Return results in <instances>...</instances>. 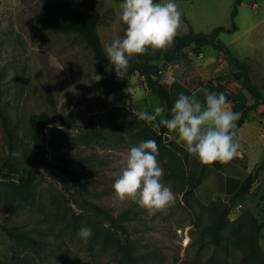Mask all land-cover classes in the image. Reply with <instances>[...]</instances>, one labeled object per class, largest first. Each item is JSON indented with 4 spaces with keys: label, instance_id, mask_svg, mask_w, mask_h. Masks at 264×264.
I'll return each instance as SVG.
<instances>
[{
    "label": "rangeland",
    "instance_id": "374dc122",
    "mask_svg": "<svg viewBox=\"0 0 264 264\" xmlns=\"http://www.w3.org/2000/svg\"><path fill=\"white\" fill-rule=\"evenodd\" d=\"M76 2L85 11L98 7L103 11L105 19L98 31L104 45L124 35L126 25L112 6L98 0ZM199 2L208 3L210 22L216 20L228 28L236 24L237 29L223 31L219 37L231 42L227 44L233 51L241 50L234 51L239 57L246 59L243 49L252 56L255 51L247 45L253 40L261 41V54L249 63L252 78L264 95V0H243L234 19L229 0ZM42 6L43 0H0V223L12 227L15 233L10 235L0 228V264H127L116 246L93 229V219L104 220L106 226L125 237L121 227L112 225L104 212L118 217L117 223L127 227L135 264H240L242 254L232 243L231 231L225 232L220 245L211 242L206 230L211 222L208 211L193 200L187 203L176 182L165 175L164 183L177 198L167 215H149L138 204L121 201L115 195L116 177L112 173L122 171L128 150L141 141L129 133L128 124L135 114L151 113L154 107L163 106L162 101L139 71L125 87L108 99L101 98L98 63L87 40L77 33L54 31L39 22ZM205 22L204 31L213 30V25ZM155 61L162 67V82L173 88L176 99L183 92L201 101L194 91L204 85L205 89L208 86L240 95L237 108L231 111L239 113L244 105L254 103V97L235 80L236 69L224 52L212 46L199 54L186 48L173 62H165L163 57ZM108 66L116 76L109 61ZM49 91L55 107L50 103ZM75 106L83 114L78 124L68 129L60 119ZM42 111H47L53 122L44 132V147L39 148L32 137L30 117ZM248 116L246 122L250 125L238 133L242 160L220 169L223 181L215 175V168L208 171L196 188L204 203L216 198L229 200L234 188L264 162V105L250 110ZM6 124L14 134L12 156L17 167L37 177L33 184L35 195L29 199L15 194L8 184L19 179L7 173L5 167L11 154ZM165 136L167 141L182 142L172 132ZM60 165L72 175L61 170ZM225 174L230 175L227 185ZM259 178L239 204L242 211H250L262 220L264 168ZM82 226L93 230L87 245L78 236ZM261 240L264 249V227Z\"/></svg>",
    "mask_w": 264,
    "mask_h": 264
},
{
    "label": "trees",
    "instance_id": "16d2710c",
    "mask_svg": "<svg viewBox=\"0 0 264 264\" xmlns=\"http://www.w3.org/2000/svg\"><path fill=\"white\" fill-rule=\"evenodd\" d=\"M243 0H234L231 16L234 19L238 14L239 7ZM37 20L46 24L57 32L77 33L83 36L91 49L95 53L98 63V72L101 76L100 96L108 99L111 94L125 87L131 80V77L139 71L149 87L158 93L162 104L165 108V116L170 118V110L176 100L173 88L162 82V67L155 60L163 57L165 62H173L179 58L180 54L186 48H192L196 54L201 53L207 46H212L217 50L224 52L230 63L235 67L236 71L233 76L235 80L241 82V86L248 90L250 95L254 97L252 105H244L239 111L240 119L237 121L238 133L240 127L249 119V111L256 109L259 105H264V95L261 87L254 81L251 74L250 63L239 57L229 45L223 41L219 35L223 31H232L237 29L236 24L232 28H226L223 25H217L213 30L207 32L203 30H195L192 26L188 32L179 34L175 40V46L170 48L167 53L149 54L139 57L138 60L131 63L128 74L124 79H118L113 76L108 66V59L105 52L103 39L98 31V26L104 22L103 13L99 8H93L91 11H85L72 0H43V6L37 16ZM50 103L56 106V101L51 91ZM208 93L205 88L200 87L196 90V94L202 102L205 100V94ZM233 101H236V94L230 93ZM82 111L78 107H73L68 113L60 119V124L68 129L75 127L82 117ZM139 114H135L128 124L129 133L142 140H155L159 146V158L166 168L165 177L176 182V188L183 193L184 200L190 203L191 200L197 202L199 206L208 211L211 222L207 225L206 230L209 234L210 241L216 246L222 243V239L226 231H231L233 238L232 243L241 251L240 264H264V249L260 242L261 230L264 227V219L259 220L252 212L242 211L238 216L234 217L231 213V207L239 204V199L244 198L253 188L254 183L258 180L264 162L258 164L255 171L251 172L231 194L229 200L222 198L212 199L208 203H204L199 198L196 188L201 185L208 171L216 170V174L223 181L224 175L220 169L224 166L216 163L213 166H205L200 161L190 155L185 148L183 142L173 139L167 141L165 133L168 132L163 125L160 129L149 125L145 121L138 118ZM53 122L52 116L47 111L34 113L30 117V128L32 137L37 147H44L43 135L46 128ZM8 134L11 140V154L5 161L7 173L14 174L19 181H8L10 189L25 199H29L35 195L33 184L37 179L36 175L31 171L24 173L17 167L12 156L14 151V134L8 127ZM239 135V134H238ZM240 138V137H239ZM241 141V138H240ZM242 142V141H241ZM242 160L239 156L233 161ZM61 167L65 173L72 175V172L66 167ZM98 209H101L100 207ZM104 215L110 220L112 225L118 224L125 237H122L118 230L112 229V226H106L104 220L96 221L93 219L91 224L94 231L107 242L116 246L118 252L122 253L127 264H135V255L130 237L127 235L128 230L124 224H119L118 217L104 212ZM0 228L6 230L10 235H14V230L3 223ZM205 243V242H204ZM203 243V244H204Z\"/></svg>",
    "mask_w": 264,
    "mask_h": 264
},
{
    "label": "clouds",
    "instance_id": "9594fccd",
    "mask_svg": "<svg viewBox=\"0 0 264 264\" xmlns=\"http://www.w3.org/2000/svg\"><path fill=\"white\" fill-rule=\"evenodd\" d=\"M120 20L126 29L122 37L105 45L107 59L114 67L118 79H124L131 62L138 57L165 54L175 46L182 27V12L175 0H123ZM230 101L223 92L205 94L204 102L181 92L165 116L163 106L151 113L142 111L139 119L149 125H163L178 136L186 151L201 164L227 165L239 157L241 141L237 121L240 113L229 109ZM159 157L155 140H142L132 146L126 155L122 171L115 176L113 188L121 200H130L145 209L149 215H167L175 207L177 198L164 183L165 169ZM93 235L91 227L82 226L78 236L87 245Z\"/></svg>",
    "mask_w": 264,
    "mask_h": 264
},
{
    "label": "crops",
    "instance_id": "0c3cea01",
    "mask_svg": "<svg viewBox=\"0 0 264 264\" xmlns=\"http://www.w3.org/2000/svg\"><path fill=\"white\" fill-rule=\"evenodd\" d=\"M72 1L76 2V0H72ZM98 2L99 3L101 2V4L103 3L105 5L112 6L114 11H115V14L116 13L120 14V11H121L120 4L123 2V0H98ZM155 2L159 3V2H161V0H155ZM175 2L180 5V10L182 12V27L180 29L179 34H183V33L188 32L190 29V26H192L195 30H203L204 31V29H205L204 22L205 21L207 22V24L213 25V27H215L217 25H222V24H219L216 20H213L210 22L209 5L207 2H201L200 3L199 0H175ZM233 4H234V0H229V2H228V5H230L229 9H231V7L233 8ZM101 12L103 13L102 10H101ZM115 14H113V15H115ZM262 15H263L262 19L264 21V13ZM103 18L105 19L104 13H103ZM206 22H205V25H206ZM226 28H228V27H226ZM236 39H237V37L235 38V40ZM253 42H251V43H249V45H247V46H250L255 51V53L252 52V56H249L247 54V51H245L243 49V53H244L243 57H245L248 62L255 59V56L260 55L262 52L260 50L261 41L253 40ZM228 44L231 45V42ZM234 51L237 52V51H241V50L235 49ZM249 57H251V58H249ZM200 87L204 88V85L200 86ZM205 87L207 88L205 90L208 93L209 92L221 93L218 90L208 88V86H205ZM196 90L194 91V95H196ZM223 93L226 94L228 100L230 101L229 109L235 110L237 108L236 106L238 104V99L240 98V95H238V96L236 95L237 101H233L230 93H225V92H223ZM247 125H250V124L248 122H244L243 125L240 127L239 132ZM262 126L264 127V124H262ZM225 175H226V182L225 183L227 185L229 180H230V175L229 174H225ZM259 181H260V178H258V180L254 183V185H256ZM234 189H236V188H234ZM260 242L262 245L261 234H260Z\"/></svg>",
    "mask_w": 264,
    "mask_h": 264
},
{
    "label": "built area",
    "instance_id": "2783aa9c",
    "mask_svg": "<svg viewBox=\"0 0 264 264\" xmlns=\"http://www.w3.org/2000/svg\"><path fill=\"white\" fill-rule=\"evenodd\" d=\"M161 73L163 72V70L160 71ZM242 205L241 204H238V205H235V206H232L231 207V213H234V214H238V213H241L242 212Z\"/></svg>",
    "mask_w": 264,
    "mask_h": 264
}]
</instances>
